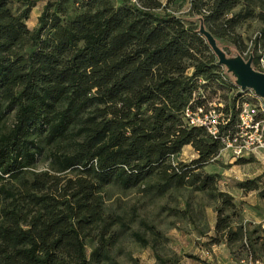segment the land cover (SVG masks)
I'll return each mask as SVG.
<instances>
[{
    "label": "trees",
    "instance_id": "trees-1",
    "mask_svg": "<svg viewBox=\"0 0 264 264\" xmlns=\"http://www.w3.org/2000/svg\"><path fill=\"white\" fill-rule=\"evenodd\" d=\"M175 1L49 0L31 29L36 0H0V264H118L106 237L111 186L152 199L202 191L218 202L207 248L224 244L234 255L237 247L264 262V221L245 224L234 196L204 169L221 141L183 117L188 106L215 102L228 120L221 132L235 129L245 93L201 25L242 55L238 27L259 19L249 51L263 71L264 0H188L186 15L170 9ZM187 145L197 156L177 160ZM39 159L49 170L36 171ZM239 185L260 189L254 179ZM94 229L100 237L89 252Z\"/></svg>",
    "mask_w": 264,
    "mask_h": 264
},
{
    "label": "rangeland",
    "instance_id": "rangeland-1",
    "mask_svg": "<svg viewBox=\"0 0 264 264\" xmlns=\"http://www.w3.org/2000/svg\"><path fill=\"white\" fill-rule=\"evenodd\" d=\"M36 1L27 20L31 29L38 27L39 16L49 0ZM170 9L178 15H186L189 1L176 0L170 5ZM262 26L259 19L250 18L238 27V31L248 45L242 55L229 42L217 40L216 44L226 54L227 51L231 52L230 56L250 58L252 55L249 50L253 48V40ZM258 53L264 54V47L260 46ZM261 70L264 71V58L261 60ZM228 76L232 81H237L234 71L228 69ZM234 92L235 90L229 91V98ZM245 97L258 102L246 92L240 101ZM219 99L220 97H216L215 101L218 102ZM220 100L225 104L226 99L222 97ZM196 156L193 147L186 146L177 160L189 162ZM246 158L253 160L238 163L240 157L227 154L211 159L204 165V169L208 173L218 175L219 189L234 196L243 216V222L251 223L253 226L264 219V196L260 194V191L264 193V158L254 156ZM48 163L39 159L36 171L49 170ZM63 176H72V174L67 172ZM248 179L256 180L260 189L245 191L239 183ZM217 204L218 202L210 199L204 192L191 188L173 190L157 199L147 196L139 187L128 190L112 186L107 188L105 217L109 223V230L106 237L113 240L110 247L112 261L118 264H158L155 256V252H158L164 257L178 259L177 264H259L253 263L246 253L237 247L234 255L224 244L213 245L210 250L207 248L206 243L213 233L212 229L217 217L215 209ZM136 234H139L146 243L139 240ZM99 237V229H94L92 237L87 238L89 252L97 245L96 241Z\"/></svg>",
    "mask_w": 264,
    "mask_h": 264
},
{
    "label": "built area",
    "instance_id": "built-area-1",
    "mask_svg": "<svg viewBox=\"0 0 264 264\" xmlns=\"http://www.w3.org/2000/svg\"><path fill=\"white\" fill-rule=\"evenodd\" d=\"M132 2L140 4L139 0ZM241 92H246L258 102L248 100L247 97L239 101L236 127L227 133L221 132V127L227 124L228 120L215 102L207 108L196 105L188 106L183 111L188 126L205 128L221 141L222 147L212 160L227 154L240 158L251 156L264 158V98L253 89H241Z\"/></svg>",
    "mask_w": 264,
    "mask_h": 264
},
{
    "label": "water",
    "instance_id": "water-1",
    "mask_svg": "<svg viewBox=\"0 0 264 264\" xmlns=\"http://www.w3.org/2000/svg\"><path fill=\"white\" fill-rule=\"evenodd\" d=\"M201 32L210 42L214 52L219 58V63L234 71L237 75V84L242 90L253 89L264 98V72L256 70L252 64V57L245 59L242 56L230 57L216 44V38L201 25Z\"/></svg>",
    "mask_w": 264,
    "mask_h": 264
},
{
    "label": "crops",
    "instance_id": "crops-1",
    "mask_svg": "<svg viewBox=\"0 0 264 264\" xmlns=\"http://www.w3.org/2000/svg\"><path fill=\"white\" fill-rule=\"evenodd\" d=\"M187 146H190V145H187ZM263 221H264V219H262V220H260V221H258V222L260 223V222H263ZM259 264H260V263H259Z\"/></svg>",
    "mask_w": 264,
    "mask_h": 264
}]
</instances>
